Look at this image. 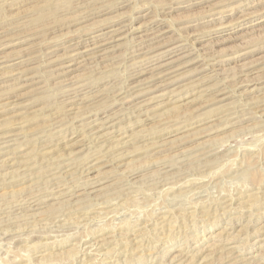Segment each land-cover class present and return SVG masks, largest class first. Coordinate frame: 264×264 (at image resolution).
I'll list each match as a JSON object with an SVG mask.
<instances>
[{
	"label": "rangeland",
	"instance_id": "1",
	"mask_svg": "<svg viewBox=\"0 0 264 264\" xmlns=\"http://www.w3.org/2000/svg\"><path fill=\"white\" fill-rule=\"evenodd\" d=\"M0 23V264H264V0H0Z\"/></svg>",
	"mask_w": 264,
	"mask_h": 264
},
{
	"label": "bare ground",
	"instance_id": "2",
	"mask_svg": "<svg viewBox=\"0 0 264 264\" xmlns=\"http://www.w3.org/2000/svg\"><path fill=\"white\" fill-rule=\"evenodd\" d=\"M16 1V0H15ZM18 1V0H17ZM97 1V0H96ZM180 1V0H179ZM95 2V1H94ZM106 2H107V0H106ZM122 2V1H121ZM97 3V2H96ZM96 3H94V5L96 4ZM125 3V2H124ZM123 3V4H124ZM155 3V2H154ZM93 4V3H92ZM122 4V3H121ZM94 5H92V6H94ZM14 6V5H13ZM123 6V5H122ZM142 7V6H141ZM153 7V6H152ZM91 8V7H90ZM172 8V7H171ZM150 10V9H149ZM214 10V9H213ZM222 10V9H221ZM216 12V11H215ZM220 12V11H219ZM88 13V12H87ZM209 13V12H208ZM220 13H222V12H220ZM211 14V13H210ZM216 15H218V14H216ZM222 15V14H221ZM208 16V15H207ZM212 16H215V14H212ZM136 17V16H135ZM143 17V16H142ZM203 17V16H202ZM138 18V17H137ZM135 19V18H134ZM139 19H141L140 17H139ZM154 19V18H153ZM145 20V19H144ZM147 20V19H146ZM145 20V21H146ZM143 21V20H142ZM149 21V20H148ZM157 21V20H156ZM163 21V20H162ZM29 22V21H28ZM125 22V21H124ZM151 22V21H150ZM158 22V21H157ZM12 23V22H11ZM148 23V22H147ZM1 24V23H0ZM18 24V23H17ZM26 24V23H25ZM146 24V23H145ZM156 24V23H155ZM12 25V24H11ZM24 25V24H23ZM190 25V24H189ZM221 25V24H220ZM230 25V24H229ZM124 26V25H123ZM137 26V25H136ZM140 26V25H139ZM157 26V25H156ZM155 26V27H156ZM188 26V25H187ZM14 27H15V25H14ZM29 27V26H28ZM32 27V26H31ZM30 27V28H31ZM154 27V28H155ZM191 27V26H190ZM122 28V27H121ZM121 28L119 29V30H121ZM147 28V27H146ZM151 28H153V27H151ZM150 28V29H151ZM187 28V27H186ZM29 29V28H28ZM113 29V28H112ZM125 29H127V28H125ZM124 29V30H125ZM133 29V28H132ZM136 29V28H135ZM188 29V28H187ZM2 30V29H1ZM30 30V29H29ZM123 30V29H122ZM156 30V29H155ZM98 31V30H97ZM116 31H118V30H116ZM115 31V32H116ZM129 31V30H128ZM135 31H137V32H139V31H141V29H136ZM158 31H160L159 33H156L155 35H154V39L155 38H157L158 39V37H163V36H161L164 32H161V30H158ZM2 32V31H1ZM9 32V31H8ZM92 32V31H91ZM101 32H103V31H101ZM108 32H110V31H108ZM113 32V31H112ZM111 32V33H112ZM119 32V31H118ZM123 32V31H122ZM250 32V31H249ZM19 33V32H18ZM17 33V34H18ZM100 33V32H99ZM105 33V32H104ZM121 33V32H120ZM130 33V32H129ZM147 33V32H146ZM151 33V32H150ZM251 33H253V31L251 32ZM96 34H97V32H96ZM108 34V33H107ZM153 34V33H152ZM151 34V35H152ZM192 34V33H191ZM15 35V34H14ZM93 35H95V34H93ZM102 35H104L103 33H102ZM109 35V34H108ZM116 35V34H115ZM150 35V36H151ZM194 35V34H193ZM197 35V34H196ZM9 36V35H8ZM105 36H107V35H105ZM111 36V35H110ZM109 36V37H110ZM112 36H114V33H113V35ZM128 36V35H127ZM136 36V35H135ZM7 37V36H6ZM13 37V36H12ZM31 37H32V35H31ZM101 37V36H100ZM104 37V36H103ZM121 37H122V35H121ZM142 37V36H141ZM144 37V36H143ZM152 37V36H151ZM193 37V36H192ZM29 38V37H28ZM82 38V37H81ZM105 38V37H104ZM108 38V37H107ZM119 38V37H118ZM150 38V37H149ZM160 38V39H161ZM196 38V37H195ZM2 39V38H1ZM10 40H11V38H9ZM82 39H84V38H82ZM86 39V38H85ZM97 39V36L96 37H92L91 36V38H89L88 40H86V41H84V42H82V41H79V42H75V43H73V44H71L70 46H68L67 48H66V53H67V55L68 56H65V61H66V59L68 60L67 62H65V64L64 65H62L63 67H59L57 70H56V72L58 73V75L59 76H61V75H64V73H67L68 71L67 70H71V68H75V67H79V65H78V60H82L83 59V61L84 60H87L88 59V61L90 60V59H92V55H95V54H98V56L97 57H99V56H101L102 54H101V52H104L108 47H107V45H106V47L105 48H102L103 47V45H99L98 44V41L96 40ZM109 39V38H108ZM108 39H106V43H107V41H108ZM120 39V38H119ZM141 39V38H140ZM151 39V38H150ZM188 39V38H187ZM194 39V38H193ZM5 40V39H4ZM104 40V39H103ZM111 40V39H110ZM180 40V39H179ZM8 41V40H7ZM135 41V40H134ZM138 41V40H137ZM143 41V40H142ZM141 41V42H142ZM183 41V40H182ZM197 41V40H196ZM12 42V41H11ZM104 43H105V41H103ZM102 42V44H104ZM145 42V41H144ZM168 43V42H167ZM181 43V42H180ZM8 44V43H7ZM184 44V43H183ZM192 44V43H191ZM196 44V43H195ZM105 45V44H104ZM161 45V44H160ZM167 45V44H166ZM178 45V44H177ZM176 45V46H177ZM4 46V44H1L0 43V54L2 55V47ZM141 46V45H140ZM150 46H151V44H150ZM188 46V45H187ZM61 47V46H60ZM65 47V46H64ZM149 47V46H148ZM55 49V48H54ZM179 47L177 46V47H175V48H173L172 49V51H171V54H174L173 56H171L170 57V59H168L167 61H165L164 63H162V65H160L159 67H155V70H154V72H155V74L153 75V77L151 78V80H150V82H156V81H161V83H162V86H168L170 83H173L174 81H172V82H169L171 79H173L174 77H177L176 75H173V74H175V73H177L178 71H180L181 69H183V67L184 66H181L182 64V62L186 59V56H183V57H179V56H177L178 55V53H176L177 51H179ZM182 49V48H181ZM196 49V48H195ZM28 50V49H27ZM30 50V49H29ZM59 50V49H58ZM103 50V51H102ZM108 50V49H107ZM149 50V49H148ZM169 50V49H168ZM26 51V50H25ZM37 51V50H36ZM115 50H113L112 52H114ZM134 51V50H133ZM182 51V50H181ZM106 52V51H105ZM167 52H169V51H167ZM26 53V52H25ZM34 53V52H33ZM136 53V52H135ZM138 53V52H137ZM161 53V52H160ZM170 53V52H169ZM176 53V54H175ZM196 53H197V51H196ZM24 54V53H23ZM61 54V53H60ZM112 54V53H111ZM133 54V53H132ZM159 54V53H158ZM15 55H17V54H15ZM150 55H152V54H150ZM155 55V54H154ZM184 55H186V54H184ZM189 55V54H188ZM194 55V54H193ZM19 56V55H18ZM18 56H16V57H18ZM24 56H25V54H24ZM104 56V55H103ZM176 56L178 57V58H176ZM190 56H191V54H190ZM14 57V56H13ZM19 57H21V56H19ZM62 57H63V55H62ZM62 57H60V59L62 58ZM106 57V56H105ZM187 57H189V56H187ZM9 58H10V56H9ZM9 58H7V59H9ZM15 58V57H14ZM52 58V57H51ZM58 58V57H57ZM133 58V57H132ZM148 58V57H147ZM207 58V57H206ZM6 58H4V56H0V69H4V68H8V67H10V66H13L14 67V65L16 66L17 64H11V62L9 61V60H7ZM21 59H23V58H21ZM26 59V58H25ZM31 59V58H30ZM44 59H46V58H44ZM56 59V58H55ZM95 59V58H94ZM188 59V58H187ZM186 59V60H187ZM191 59V58H190ZM195 59V58H194ZM204 59V58H203ZM27 60V59H26ZM57 60V59H56ZM59 60V59H58ZM57 60V61H58ZM80 60V61H81ZM104 60H106V59H104ZM150 60V59H149ZM185 60V61H186ZM193 60V59H192ZM197 60V59H196ZM206 60V59H205ZM20 61V60H19ZM79 61V62H80ZM103 61V60H102ZM199 61H200V59H199ZM10 62V64H8ZM13 62V61H12ZM17 62V61H16ZM15 62V63H16ZM26 62V61H25ZM32 62V61H31ZM56 62V61H55ZM85 62V61H84ZM83 62V63H84ZM155 62V61H154ZM211 62V61H210ZM138 63V62H137ZM186 63V62H185ZM184 63V64H185ZM204 63V62H203ZM10 65V66H8V65ZM19 64H21V61H20V63ZM80 64V63H79ZM136 64V63H135ZM49 65V64H48ZM143 65H144V62H143ZM209 65V64H208ZM27 66V65H26ZM158 66V65H157ZM140 67V66H139ZM186 67V66H185ZM56 68V67H55ZM206 68V67H205ZM13 70V69H12ZM18 70L19 69H17L16 71L18 72ZM19 71H21V69L19 70ZM53 71V70H52ZM52 71H49L50 73L52 72ZM67 71V72H66ZM141 71V70H140ZM15 72V71H14ZM55 72V73H56ZM141 72H144V71H141ZM141 72H139L140 74H141ZM153 72V71H152ZM181 72V71H180ZM10 73V72H9ZM8 73V74H9ZM27 73V72H26ZM53 73V72H52ZM51 73V74H52ZM144 73H146V72H144ZM3 74V73H2ZM33 74V73H32ZM38 74H40V73H38ZM12 75H14V74H12ZM20 75V74H19ZM43 75V74H42ZM56 75V74H55ZM9 76H11V75H9ZM20 76H22V77H24L25 75H23L22 73H21V75ZM30 76V75H29ZM180 76V75H179ZM213 76V75H212ZM34 77V76H33ZM37 77V76H36ZM51 77V76H50ZM52 77H55V76H52ZM57 77V76H56ZM30 78V77H29ZM25 79H28V78H25ZM34 79V78H33ZM19 80V79H18ZM22 80V79H21ZM176 80V79H175ZM43 81V80H42ZM140 81H141V79H140ZM144 81V80H143ZM146 81V80H145ZM144 81V82H145ZM139 82V81H138ZM142 83V82H141ZM141 83H139V84H141ZM149 83V82H148ZM143 84V83H142ZM144 85V84H143ZM142 85V86H143ZM136 86V85H135ZM139 86V85H138ZM137 86V87H138ZM162 86H160V87H162ZM139 87H141V86H139ZM125 88V87H124ZM154 88V87H153ZM126 89V88H125ZM146 89V88H145ZM152 89V88H151ZM221 89V88H220ZM79 90V89H78ZM77 90V91H78ZM139 90V89H138ZM14 91V90H13ZM140 91H142V89L140 90ZM145 91V90H144ZM143 91V92H144ZM126 92V91H125ZM139 92V91H138ZM147 92V91H146ZM149 92V91H148ZM9 93V92H8ZM137 93V92H136ZM145 93V92H144ZM240 94V93H239ZM8 95V94H7ZM139 95V94H138ZM138 95H136V96H138ZM240 96V95H239ZM244 96V95H243ZM240 99V98H239ZM245 101V100H244ZM247 101V100H246ZM65 102V101H64ZM128 105V104H127ZM125 106V105H124ZM136 106H138V105H136ZM10 107V106H9ZM147 107V106H146ZM145 107V108H146ZM8 108V107H7ZM69 108V107H68ZM144 108V107H143ZM13 109V108H12ZM73 109V108H72ZM127 109V108H126ZM136 109V108H135ZM138 109V108H137ZM69 110V109H68ZM71 110V109H70ZM132 110V109H131ZM122 114V113H121ZM247 114V113H246ZM114 115V114H113ZM133 115V114H132ZM147 115V114H146ZM245 115V114H244ZM140 116V115H139ZM151 116V115H150ZM247 116V115H246ZM117 120V119H116ZM119 121V120H118ZM122 122V121H121ZM12 123V122H11ZM12 126V125H11ZM10 126V127H11ZM9 127V128H10ZM87 127V126H86ZM113 127V126H112ZM7 128V127H6ZM8 128V129H9ZM116 128V127H115ZM90 129V128H89ZM3 130H5L4 128H3ZM93 130V129H92ZM97 130V129H96ZM95 130V131H96ZM8 132H9V130H8ZM90 132H91V130H90ZM7 133V132H6ZM89 133V132H88ZM1 134V133H0ZM9 134V133H8ZM15 135V134H14ZM14 138V137H13ZM3 144V143H2ZM2 144H0V145H2ZM7 144H8V142H7ZM6 144V145H7ZM123 146V145H122ZM5 148V147H4ZM1 149H2V147H1ZM92 149V148H91ZM95 149V148H94ZM99 149V148H98ZM210 152V151H209ZM48 153V152H47ZM213 154V153H212ZM209 156V155H208ZM2 159V158H1ZM194 159V158H193ZM186 162V161H185ZM206 165H208V164H206ZM56 182V181H55ZM59 182H61V181H59ZM89 182V181H88ZM58 183V182H57ZM56 186V185H55ZM129 186V185H128ZM64 187V186H63ZM61 188V187H60ZM57 190V189H56ZM52 192V191H51ZM54 195V194H53ZM59 197V196H58ZM21 204V203H20ZM67 206V205H66ZM88 206V205H87ZM17 208V207H16ZM228 208V207H227ZM80 210V209H79ZM83 211H85V210H83ZM87 212V211H86ZM73 213V212H72ZM60 221V220H59ZM70 226V225H69ZM26 227V226H25ZM147 230V229H146ZM45 235V234H44ZM52 236V235H51ZM126 236V235H125ZM123 237V236H122ZM75 239V238H74ZM118 242V241H117ZM121 242H122V240H121ZM118 245V244H117ZM95 250V249H94ZM125 250V249H124ZM129 250V249H128ZM92 251V250H91ZM121 251V250H120ZM127 252V251H126ZM94 253V252H93ZM118 255V254H117ZM112 258V257H111ZM16 259V258H15ZM14 259V260H15ZM101 260V259H100ZM13 261V260H12ZM99 262V261H98ZM241 262V261H240ZM243 262V261H242Z\"/></svg>",
	"mask_w": 264,
	"mask_h": 264
}]
</instances>
